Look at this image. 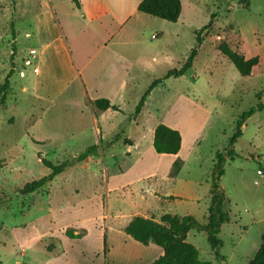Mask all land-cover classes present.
Segmentation results:
<instances>
[{
    "label": "rangeland",
    "instance_id": "1",
    "mask_svg": "<svg viewBox=\"0 0 264 264\" xmlns=\"http://www.w3.org/2000/svg\"><path fill=\"white\" fill-rule=\"evenodd\" d=\"M72 2L57 4L70 14ZM181 2L176 24L147 15L132 20L140 28L129 40L124 34L114 38V53L133 63L136 79L124 110L104 118L106 127L116 125L117 130L98 142L94 129L87 133L82 131L84 126L63 127L77 118L80 108L85 110L79 90L72 103L65 105L62 95L55 106L34 93L46 70L39 58L32 60L30 52L41 53L36 24L48 8L40 13L37 9L45 8L48 0H0V95L13 72L7 105L0 109V264L152 263L161 249L153 245V250H147L127 237L124 227L134 217L160 222L167 214L193 216L207 225L216 154L229 152L237 122L261 104L262 109L247 119L233 158L226 156L223 164L221 213L229 221L218 235L219 256L206 231L194 229L187 238L201 260L211 264H249L255 258L264 235V0ZM92 34L87 36L88 44L96 51L102 35ZM43 35L47 37L48 31ZM198 37L202 44L193 67L182 77L165 80L169 71L182 69ZM82 41L74 42L78 50L84 46ZM222 42L246 59L259 57L251 76L242 77L218 50ZM35 67L43 72L40 78L34 74ZM155 80L163 83L136 115L142 94ZM162 123L179 130L185 139L177 177L172 173L179 157L158 155L151 143L152 132ZM132 124L135 128L129 134ZM127 133L132 140L146 143L135 152L144 155L142 165L134 167L135 153L133 160L121 159ZM37 136L47 142L37 144L33 140ZM94 145L97 154L80 161ZM39 154L68 166L54 183L24 194L26 184L50 173ZM79 221L84 229L75 227ZM68 232L80 240L68 237Z\"/></svg>",
    "mask_w": 264,
    "mask_h": 264
},
{
    "label": "crops",
    "instance_id": "2",
    "mask_svg": "<svg viewBox=\"0 0 264 264\" xmlns=\"http://www.w3.org/2000/svg\"><path fill=\"white\" fill-rule=\"evenodd\" d=\"M142 1L143 0H79L82 9L79 10L72 2L74 8H71L72 12L70 14L62 11L61 6L57 4V2L59 3V0H48V4L45 8L38 7L37 13L45 11L46 8H48V11L45 14L41 13L38 15L39 19H37L38 24L36 25L41 53L37 51L36 57L32 58V60L39 58L41 66L44 67V70L46 71H44L45 74L42 76L43 72L41 69L35 67L39 72H34V74L39 76L38 78H40L41 74L42 77L41 79H38L36 85H34V93L38 95V97L49 100L50 105L55 106L57 99L62 95L64 96V99L62 100L65 101V105H69L74 100V93L79 90L78 93L80 96L76 94L79 96L78 98H81L79 101L86 103V106L90 108L89 112L91 115L89 116L86 114V106L85 110L80 108L78 112L79 114L73 122L70 124H63V127L66 130L71 127L84 126L82 131H89L87 133H90L92 129H94L93 131L98 142L100 139H109L110 135L117 130L116 125L111 126V128L106 127L104 118L108 113L118 114L121 111H99L92 105V102L101 99L109 100L112 105H116L120 110H124L123 104L127 101V98L133 91L131 83L136 79L135 70L133 63H131L130 60L124 56H120L118 53H114L113 40L121 34H124V38L129 40V36L139 30L140 27L131 22L134 18L141 20V18L147 16L138 11V7ZM77 13H81L83 16H79ZM79 17L81 19L83 18V22H80ZM45 31H48L47 37L44 35L42 36ZM92 33H97V36L99 34L102 35V41H99L94 46L96 51L93 50V46L88 44L90 41H88L87 36L94 35ZM77 39L83 40L82 42L84 43V46L82 45L80 50H78V45H75L74 43ZM107 51L109 52L106 53ZM23 90L26 91L27 89L24 87ZM249 120L250 118L248 121ZM248 121L246 120L242 130H246V123H248ZM37 123L38 122H36L35 125ZM37 125H39V123ZM133 128H135V124H132L129 134L133 133ZM155 129L151 134L153 138H151V143L154 141ZM34 138L33 140L37 144L47 142V140L39 138L38 136L35 139ZM182 139L180 153H182L185 146L183 135ZM127 142L131 143H123V154H121V159L123 157L132 158L133 153L139 151L146 144L142 143L140 138L132 140V136H128V133ZM89 148H87L84 153ZM180 153L178 155L162 156L176 158L180 156ZM134 156H138L134 167L144 163L143 160L145 157H143V154H136ZM91 157L93 156H90L89 158ZM133 159L134 157L132 160ZM178 159H181V157ZM121 172H123V170H121ZM59 176H57L51 183H54ZM147 218L151 219L149 217ZM75 225L77 228L84 229L81 221L75 223ZM86 235L83 238H85ZM127 237L131 238L128 235ZM152 246L153 244L148 245L147 250H153ZM160 249V251L156 250L158 251L156 253V256L158 257L153 262L163 256L164 251L162 248Z\"/></svg>",
    "mask_w": 264,
    "mask_h": 264
},
{
    "label": "trees",
    "instance_id": "3",
    "mask_svg": "<svg viewBox=\"0 0 264 264\" xmlns=\"http://www.w3.org/2000/svg\"><path fill=\"white\" fill-rule=\"evenodd\" d=\"M73 3L79 10L82 9L79 0H73ZM138 11L153 18L176 24L181 17L182 2L181 0H143L138 7ZM209 27L210 25L203 28L202 31L207 30ZM201 44L202 39L198 37L196 48L191 51L190 56L182 69L169 71L165 80L172 77H182L186 71L190 70L193 67L194 60L198 53V48ZM218 50L231 61L242 77L251 76L253 69L257 67L260 62L259 57L246 59L239 53L232 51L228 44L224 42L219 44ZM12 73L13 72H11L5 79L3 92L0 95V109L5 108L7 105L8 89ZM162 83L163 80H155L148 87L136 107V115L141 113L142 108L144 107L151 92ZM92 105L99 111H121L118 106L112 105L109 100H96L92 102ZM261 109V104H258L256 109L253 108L249 112L245 113L237 122L236 132L229 140V152L225 155L222 153L216 154V163L211 177L212 198L209 207V223L207 225H201L200 222L193 216L179 217L167 214L162 217L160 222H157L152 218L134 217L125 227L124 232L135 241L145 246L153 244L163 249V256L152 264H211L210 262L202 261L199 250L187 241L189 233L194 229L207 232L208 242L216 251L217 256H219V249L222 246V242L219 240L218 235L220 233L221 226L229 221V217L221 213V208L223 207L222 198L224 194L219 186V181L224 175L223 164L226 156L230 159L233 158L234 147L239 138L242 136V127L246 120L252 117L257 110L260 111ZM118 138L119 135L116 136L115 140H112V143L116 142ZM182 141V135L178 130L165 124H160L156 127L154 132L153 148L158 155H178L182 148ZM127 143L131 142H126V144ZM97 152V146L91 147L83 153L79 159L80 161L86 160L90 156L96 155ZM39 159L42 164L50 170V174L37 181L26 184L22 190L24 194H32L51 183L57 176L61 175L68 166L67 162L54 164L53 162L43 158L41 154H39ZM180 170L181 161L178 159L173 165L172 175L177 177ZM67 236L72 239L79 238V236H74L70 232L67 233ZM249 264H264V235L262 236V243L258 253Z\"/></svg>",
    "mask_w": 264,
    "mask_h": 264
},
{
    "label": "built area",
    "instance_id": "4",
    "mask_svg": "<svg viewBox=\"0 0 264 264\" xmlns=\"http://www.w3.org/2000/svg\"><path fill=\"white\" fill-rule=\"evenodd\" d=\"M36 55H37V51H36V50H32V51H31V58H35ZM28 64L31 65L30 62H28ZM34 72H35V73H38L39 70L36 68V69H34ZM262 97H263V99H264V96H262ZM260 173H261V172H260Z\"/></svg>",
    "mask_w": 264,
    "mask_h": 264
}]
</instances>
